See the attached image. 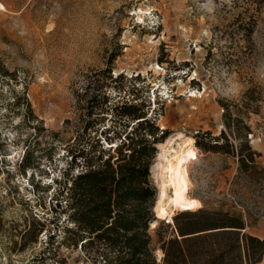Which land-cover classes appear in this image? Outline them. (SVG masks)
Returning a JSON list of instances; mask_svg holds the SVG:
<instances>
[{
  "label": "rangeland",
  "instance_id": "1",
  "mask_svg": "<svg viewBox=\"0 0 264 264\" xmlns=\"http://www.w3.org/2000/svg\"><path fill=\"white\" fill-rule=\"evenodd\" d=\"M140 103L156 136L167 131L166 150L193 140L181 164L191 203L179 211L240 213L244 233L264 238V180H236L234 158L194 143L208 132L224 144V124L239 118L264 167V0H0V264L94 263L65 231L58 189L100 151L115 156L131 121L114 108ZM173 228L147 231L156 264ZM238 243L198 241L186 262L250 264Z\"/></svg>",
  "mask_w": 264,
  "mask_h": 264
},
{
  "label": "trees",
  "instance_id": "2",
  "mask_svg": "<svg viewBox=\"0 0 264 264\" xmlns=\"http://www.w3.org/2000/svg\"><path fill=\"white\" fill-rule=\"evenodd\" d=\"M241 28L248 33L251 31L246 26ZM143 108L142 103L115 107L121 120L131 121L130 131L119 139L118 144L109 147L113 148L115 156L107 151L102 160L103 152L100 151L94 165L86 160L85 169L74 177L68 179L67 173L63 174L66 177L58 189L55 205L60 204L61 198L68 211L66 220L71 224L65 231L75 238L74 243L78 241L80 249L93 250V264H156L147 233L150 223L156 221L152 210L157 195L149 180V168L153 165L155 145L166 138L167 131L156 136L157 128L146 117ZM222 108L224 118L229 121L227 106L222 105ZM224 126L228 130L226 136L220 133L224 144H218V138L210 137L206 132L196 134L195 145L203 152L234 158L236 180L241 177L254 178L257 182L264 180V167L254 161L259 155L250 149L246 140L248 127L239 118ZM82 154L85 155L81 153L76 158L85 157ZM26 158L27 155L22 164L19 162L21 170L28 168ZM62 193L66 195L65 200ZM179 212L172 217L174 238L161 241L164 264H187V256L192 254L190 244L209 237H227L235 242V249L240 241L247 263L256 264L261 260L264 238L260 240L244 233L246 225L240 213L210 212L203 207L193 212ZM180 220L184 223L178 222ZM28 233L29 230L24 234Z\"/></svg>",
  "mask_w": 264,
  "mask_h": 264
},
{
  "label": "bare ground",
  "instance_id": "3",
  "mask_svg": "<svg viewBox=\"0 0 264 264\" xmlns=\"http://www.w3.org/2000/svg\"><path fill=\"white\" fill-rule=\"evenodd\" d=\"M192 143L193 140L190 138L183 141L180 139L176 148L171 147L169 151L165 149V144L156 145L159 149L158 158L151 166V175L154 173L158 176L156 178L159 187L154 207L156 221L150 223L149 229H154L157 221L168 219L172 222V217L177 211L191 203L187 196L189 183L186 168L181 164L184 159L190 158Z\"/></svg>",
  "mask_w": 264,
  "mask_h": 264
},
{
  "label": "built area",
  "instance_id": "4",
  "mask_svg": "<svg viewBox=\"0 0 264 264\" xmlns=\"http://www.w3.org/2000/svg\"><path fill=\"white\" fill-rule=\"evenodd\" d=\"M162 222L165 226H172V222L168 219H164V220H162Z\"/></svg>",
  "mask_w": 264,
  "mask_h": 264
}]
</instances>
